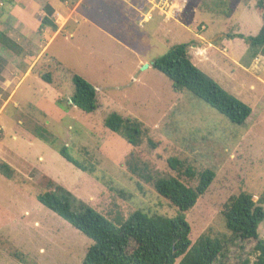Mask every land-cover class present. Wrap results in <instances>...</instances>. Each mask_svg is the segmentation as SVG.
Instances as JSON below:
<instances>
[{
    "label": "rangeland",
    "instance_id": "1",
    "mask_svg": "<svg viewBox=\"0 0 264 264\" xmlns=\"http://www.w3.org/2000/svg\"><path fill=\"white\" fill-rule=\"evenodd\" d=\"M255 4L190 0L173 18L157 14L140 24L141 13L121 0H85L79 7L66 4V15L50 16L59 19L57 32L4 31L11 43L0 42V163L12 168L13 178L0 175V264H81L92 241L36 200L56 187L116 224L136 210L180 216L192 245L203 234L227 242L213 264L254 261L256 240L232 237L221 212L240 192L253 201L264 197V56L251 61L246 54V39L262 26ZM12 19L1 15L3 27H13ZM177 44H188L191 62L250 107L243 125L189 92H174L152 67ZM75 75L96 90L93 113L70 102ZM112 112L142 124L139 146L104 127ZM61 149L94 174L68 162ZM169 158L215 173L188 212L147 181V175L172 176L195 186V179L169 167ZM257 233L264 241V219Z\"/></svg>",
    "mask_w": 264,
    "mask_h": 264
},
{
    "label": "trees",
    "instance_id": "2",
    "mask_svg": "<svg viewBox=\"0 0 264 264\" xmlns=\"http://www.w3.org/2000/svg\"><path fill=\"white\" fill-rule=\"evenodd\" d=\"M61 1L70 5L78 2ZM43 10L45 15L41 18L40 28H49L55 32L57 25L50 18L51 7L45 5ZM255 10L261 15L262 26L256 36L246 39L249 43L246 54L251 61L258 54L264 56V0H256ZM0 42L6 45L11 43L1 32ZM187 48L188 44L172 46L164 55L154 60L152 67L170 80L174 92H189L233 124L243 125L250 116V107L226 93L199 70L191 62ZM42 78L49 81L48 75ZM72 83L71 104L82 112L93 113L98 108L96 90L76 75L72 77ZM103 125L127 143L140 145L142 124L138 120L123 118L112 112L104 119ZM60 155L76 168L85 170L89 175L94 174V169L75 161L65 149H61ZM167 163L178 174L195 179V186H186L172 176L152 178L147 175V181L172 206L180 212H188L205 194L215 173L211 169L195 172L177 158H169ZM0 175L11 180L13 170L8 164L0 163ZM36 200L92 241L81 264H213L227 244L223 239L203 234L192 245L189 239L190 226L180 216L168 218L136 210L123 222L116 224L61 187H56L54 191L43 190L36 195ZM263 205L264 197L253 201L252 195L245 192L230 196L223 204L221 215L231 236L243 241L256 240L254 261L251 263L244 260L241 264H264V241L259 239L257 233L258 226L264 219Z\"/></svg>",
    "mask_w": 264,
    "mask_h": 264
},
{
    "label": "crops",
    "instance_id": "3",
    "mask_svg": "<svg viewBox=\"0 0 264 264\" xmlns=\"http://www.w3.org/2000/svg\"><path fill=\"white\" fill-rule=\"evenodd\" d=\"M85 0H78V7L84 3ZM126 4H129L135 10H138L141 13L140 24L147 23L152 20V18L157 15L155 12H151L150 9L145 5L143 0H121ZM190 0L188 1L185 8L189 5ZM45 5H49L52 9L53 13L58 17L63 13V15L67 14L68 7L65 2L60 0H0V31L4 33V31H11L18 29L24 36H29L33 31H43L44 29L40 28L41 18L45 15L44 7ZM139 6V9L137 7ZM1 15H10L13 19L12 25L13 27H3V23L1 20ZM51 15V16H52ZM154 15V16H153ZM38 16L36 19L35 17ZM159 17H163L157 15ZM59 19L54 22L59 24ZM33 23V25L31 24ZM3 27V31H2ZM58 30V29H57ZM57 32V31H56ZM45 32H43L44 34ZM6 36V34H5Z\"/></svg>",
    "mask_w": 264,
    "mask_h": 264
},
{
    "label": "built area",
    "instance_id": "4",
    "mask_svg": "<svg viewBox=\"0 0 264 264\" xmlns=\"http://www.w3.org/2000/svg\"><path fill=\"white\" fill-rule=\"evenodd\" d=\"M189 0H143L151 12L173 18L176 12L185 8Z\"/></svg>",
    "mask_w": 264,
    "mask_h": 264
},
{
    "label": "water",
    "instance_id": "5",
    "mask_svg": "<svg viewBox=\"0 0 264 264\" xmlns=\"http://www.w3.org/2000/svg\"><path fill=\"white\" fill-rule=\"evenodd\" d=\"M153 63H154V62H153ZM153 63H152V64H153Z\"/></svg>",
    "mask_w": 264,
    "mask_h": 264
}]
</instances>
